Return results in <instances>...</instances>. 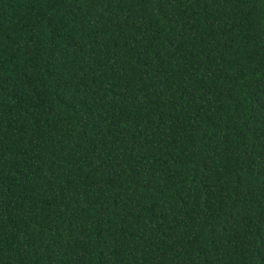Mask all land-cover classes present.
Listing matches in <instances>:
<instances>
[{
	"label": "trees",
	"instance_id": "trees-1",
	"mask_svg": "<svg viewBox=\"0 0 264 264\" xmlns=\"http://www.w3.org/2000/svg\"><path fill=\"white\" fill-rule=\"evenodd\" d=\"M0 264H264V0H0Z\"/></svg>",
	"mask_w": 264,
	"mask_h": 264
}]
</instances>
